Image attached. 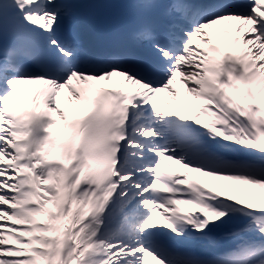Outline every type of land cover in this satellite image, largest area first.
I'll return each mask as SVG.
<instances>
[{
  "label": "snow or ice",
  "instance_id": "snow-or-ice-1",
  "mask_svg": "<svg viewBox=\"0 0 264 264\" xmlns=\"http://www.w3.org/2000/svg\"><path fill=\"white\" fill-rule=\"evenodd\" d=\"M122 6L0 0V264H264V0Z\"/></svg>",
  "mask_w": 264,
  "mask_h": 264
},
{
  "label": "bare ground",
  "instance_id": "bare-ground-1",
  "mask_svg": "<svg viewBox=\"0 0 264 264\" xmlns=\"http://www.w3.org/2000/svg\"><path fill=\"white\" fill-rule=\"evenodd\" d=\"M176 167H179V166H176Z\"/></svg>",
  "mask_w": 264,
  "mask_h": 264
}]
</instances>
